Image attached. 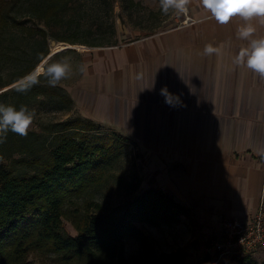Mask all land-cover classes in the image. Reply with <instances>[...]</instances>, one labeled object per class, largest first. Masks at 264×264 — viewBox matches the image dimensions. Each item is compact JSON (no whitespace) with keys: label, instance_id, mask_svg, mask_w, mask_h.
I'll return each mask as SVG.
<instances>
[{"label":"trees","instance_id":"1","mask_svg":"<svg viewBox=\"0 0 264 264\" xmlns=\"http://www.w3.org/2000/svg\"><path fill=\"white\" fill-rule=\"evenodd\" d=\"M116 4L128 17L135 6L147 8L141 0H0V104L31 110L44 97L56 108L72 109L73 96L61 83L50 87L41 77L27 92L11 85L51 53L52 40L118 45ZM124 141L82 116L45 122L27 136L9 131L0 144V264H26L35 251L55 254L62 264H184V252L158 254L141 225L177 223L191 207L165 188H141L135 171L114 172ZM111 179L122 199L106 208L94 196ZM74 199L79 201L68 215L77 230L72 235L64 218ZM128 239L138 243L130 256ZM253 255H233L231 263L259 264Z\"/></svg>","mask_w":264,"mask_h":264},{"label":"rangeland","instance_id":"2","mask_svg":"<svg viewBox=\"0 0 264 264\" xmlns=\"http://www.w3.org/2000/svg\"><path fill=\"white\" fill-rule=\"evenodd\" d=\"M141 1L147 8L135 6L130 17L116 4L120 40L116 46L89 47L52 40L51 53L63 51L54 60L70 58L72 74L60 83L75 102L72 109H59L41 97L31 109L35 111V117L29 129L41 131L45 122L70 117L90 118L102 126L103 132H116L126 138L122 145L123 159L117 163L114 172L127 176L135 171L142 178L141 188L155 185L167 189V182L178 185V175L187 172V160L193 156V149L189 152V142L179 136V128L185 120L178 118V109L169 108L159 95L160 88L165 85L172 92L175 81L169 71L166 72V67L169 69L168 63L173 65L177 47L170 50V40L171 44L166 45L158 57L152 40L194 24L189 10L187 15L180 16L174 12L151 15L150 10L161 8L160 0ZM68 45L74 47L65 49ZM132 49H137L139 54L135 52L131 56ZM159 64L161 70L157 71ZM80 66L86 70L79 71ZM14 85L17 83L11 86ZM94 197L106 208L115 206L122 199L115 179H111ZM78 201L69 202V211L64 218L65 230L72 235L77 234V230L70 217V208ZM207 215V212L191 207L190 214L182 216L177 223L141 226L153 238L158 254L184 252V264H232L235 253L221 255L212 247L213 240H224L225 236L221 226H214ZM137 251V241L128 239L126 255ZM253 254L259 264L264 263V246ZM26 264L62 263L55 254L35 251L29 254Z\"/></svg>","mask_w":264,"mask_h":264},{"label":"crops","instance_id":"3","mask_svg":"<svg viewBox=\"0 0 264 264\" xmlns=\"http://www.w3.org/2000/svg\"><path fill=\"white\" fill-rule=\"evenodd\" d=\"M189 11L194 25L152 40L158 57L166 45L177 47L166 72L175 81L172 93L187 104L178 109L185 120L178 132L193 149L187 172L178 175V185L167 182V190L221 226L228 217H250L264 196V158L258 154L264 150V80L233 63L247 44L237 36L239 17L221 25L200 0H191ZM253 23L256 35H264V26ZM207 44L219 53L205 55Z\"/></svg>","mask_w":264,"mask_h":264},{"label":"clouds","instance_id":"4","mask_svg":"<svg viewBox=\"0 0 264 264\" xmlns=\"http://www.w3.org/2000/svg\"><path fill=\"white\" fill-rule=\"evenodd\" d=\"M190 3L191 0H160V7L165 15L174 12L180 16L188 14ZM200 4L211 18L221 25L230 23L235 17L241 19L242 23L237 28V36L247 41V44L234 56L233 63L238 67L247 68L259 78L264 79V35H256L257 26L253 23L256 21L264 26V0H200ZM203 51L205 55H212L219 53V48L207 44ZM85 70L84 66H80L79 71ZM71 74L72 65L69 57L51 62L44 61L17 82L16 90L27 92L40 83L41 77L47 80L48 86L56 87L61 81L70 78ZM159 95L163 97V103L169 108L187 107L181 96L170 92L166 85L160 88ZM34 117L35 111L29 110L27 106L17 109L12 105L0 104V144L5 142L9 131L20 136H27ZM258 154L264 158V150H260Z\"/></svg>","mask_w":264,"mask_h":264},{"label":"built area","instance_id":"5","mask_svg":"<svg viewBox=\"0 0 264 264\" xmlns=\"http://www.w3.org/2000/svg\"><path fill=\"white\" fill-rule=\"evenodd\" d=\"M224 240L216 239L212 247L223 254L243 256L264 246V196L256 211L247 218L232 216L222 220Z\"/></svg>","mask_w":264,"mask_h":264},{"label":"water","instance_id":"6","mask_svg":"<svg viewBox=\"0 0 264 264\" xmlns=\"http://www.w3.org/2000/svg\"><path fill=\"white\" fill-rule=\"evenodd\" d=\"M73 47H74L73 45H68V46L65 47V49H67V48H73ZM55 53H56V52L50 53V54L45 58V60H46V59H49L50 57H52Z\"/></svg>","mask_w":264,"mask_h":264}]
</instances>
